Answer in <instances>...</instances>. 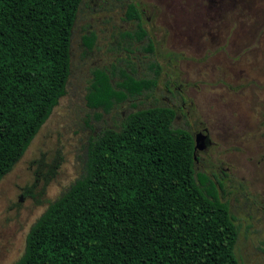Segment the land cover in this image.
I'll return each instance as SVG.
<instances>
[{
  "label": "trees",
  "instance_id": "trees-1",
  "mask_svg": "<svg viewBox=\"0 0 264 264\" xmlns=\"http://www.w3.org/2000/svg\"><path fill=\"white\" fill-rule=\"evenodd\" d=\"M82 1L0 0V179L65 93ZM110 2L106 10L123 7L133 22L120 35L143 57L89 69L78 172L31 222L11 264H239L229 175L194 169L184 98L164 73L169 102H158L163 68L141 11L132 0ZM94 42L92 31L82 34V52ZM58 165L59 156L44 172L38 164L34 178L46 184Z\"/></svg>",
  "mask_w": 264,
  "mask_h": 264
},
{
  "label": "rangeland",
  "instance_id": "rangeland-1",
  "mask_svg": "<svg viewBox=\"0 0 264 264\" xmlns=\"http://www.w3.org/2000/svg\"><path fill=\"white\" fill-rule=\"evenodd\" d=\"M132 1L163 68L158 102H169L162 84L168 73L184 98L182 111L192 135L207 132L208 143L195 150L194 169L229 175L224 199L237 227L238 263L264 264V0ZM110 3L80 4L71 27L65 93L0 179V264L19 257L31 222L78 172L75 154L85 133L89 69L117 58L143 57L135 50L138 42L128 45L120 35L133 22L124 19L123 7L106 10ZM88 31L95 42L84 54L81 35ZM105 119L110 123L109 115ZM180 121L177 111L173 122ZM58 156L59 165L46 184L42 176L34 178L38 164L44 172Z\"/></svg>",
  "mask_w": 264,
  "mask_h": 264
},
{
  "label": "water",
  "instance_id": "water-1",
  "mask_svg": "<svg viewBox=\"0 0 264 264\" xmlns=\"http://www.w3.org/2000/svg\"><path fill=\"white\" fill-rule=\"evenodd\" d=\"M208 143L206 130L197 132L193 137V152L202 149Z\"/></svg>",
  "mask_w": 264,
  "mask_h": 264
},
{
  "label": "flooded vegetation",
  "instance_id": "flooded-vegetation-1",
  "mask_svg": "<svg viewBox=\"0 0 264 264\" xmlns=\"http://www.w3.org/2000/svg\"><path fill=\"white\" fill-rule=\"evenodd\" d=\"M196 133H197V132H196ZM196 133H195V134H196ZM195 134H194V135H195Z\"/></svg>",
  "mask_w": 264,
  "mask_h": 264
}]
</instances>
